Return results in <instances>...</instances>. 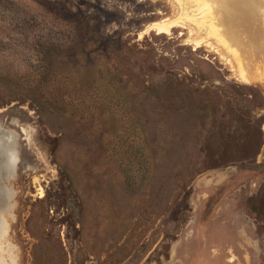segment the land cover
<instances>
[{
	"label": "rangeland",
	"instance_id": "obj_1",
	"mask_svg": "<svg viewBox=\"0 0 264 264\" xmlns=\"http://www.w3.org/2000/svg\"><path fill=\"white\" fill-rule=\"evenodd\" d=\"M179 13L0 0V264H264V44Z\"/></svg>",
	"mask_w": 264,
	"mask_h": 264
},
{
	"label": "bare ground",
	"instance_id": "obj_2",
	"mask_svg": "<svg viewBox=\"0 0 264 264\" xmlns=\"http://www.w3.org/2000/svg\"><path fill=\"white\" fill-rule=\"evenodd\" d=\"M172 1L181 10V14L179 13L180 15L173 21L193 26L196 33L201 35V39L208 38L207 40H211L214 45L225 47V52L232 58L237 54L243 57H247V54L252 55V51H249L248 47L251 48L253 44H264V38H262V33L264 34V0ZM256 20L261 23V26H258ZM155 29L159 31L162 28L158 26ZM196 41L201 43L195 40L196 44H198ZM237 61L239 62V59ZM238 64H242L241 68L244 65L243 63ZM240 67H237L239 68L238 72H241Z\"/></svg>",
	"mask_w": 264,
	"mask_h": 264
},
{
	"label": "trees",
	"instance_id": "obj_3",
	"mask_svg": "<svg viewBox=\"0 0 264 264\" xmlns=\"http://www.w3.org/2000/svg\"><path fill=\"white\" fill-rule=\"evenodd\" d=\"M67 10H69L68 8H66V10H61V11H67ZM81 21V20H80ZM82 22H84V21H82ZM80 30H81V32L83 33V32H85V31H87V30H89V28H86V29H83V27H80L79 28V32H80ZM92 31H93V29H92Z\"/></svg>",
	"mask_w": 264,
	"mask_h": 264
}]
</instances>
